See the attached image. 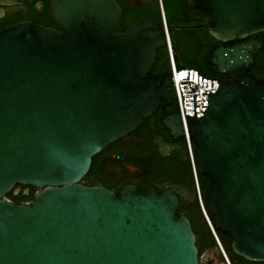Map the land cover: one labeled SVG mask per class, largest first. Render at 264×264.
<instances>
[{"label": "water", "instance_id": "1", "mask_svg": "<svg viewBox=\"0 0 264 264\" xmlns=\"http://www.w3.org/2000/svg\"><path fill=\"white\" fill-rule=\"evenodd\" d=\"M189 2L217 39L206 61L225 74L203 115L185 116L211 180L202 211L235 254L264 261V78L250 71L263 38L249 37L264 30V0ZM48 14L59 28L22 20L0 29V264H199L173 190L80 182L94 153L158 107L161 74L150 70L163 25L118 30L116 0H50ZM191 24L167 21L170 43L172 26ZM162 121L184 136L179 109ZM16 182L40 189L16 203L4 198Z\"/></svg>", "mask_w": 264, "mask_h": 264}, {"label": "flooded vegetation", "instance_id": "2", "mask_svg": "<svg viewBox=\"0 0 264 264\" xmlns=\"http://www.w3.org/2000/svg\"><path fill=\"white\" fill-rule=\"evenodd\" d=\"M116 1L121 9L118 30H124L129 24L136 20L155 19L159 21V14L161 15L163 11L165 15L168 5L177 6V9L175 8L174 10V12L177 13L174 16L175 18L166 19L167 21L192 23L191 25H187V27H194L195 24V27L200 25V23L196 21V15H198L200 8L193 6L189 0ZM49 2L50 0H18L0 3V29L22 20H33L44 25L59 28L49 17ZM185 2L186 4L188 2V4L184 8L181 4ZM179 13L190 16L192 19L176 17ZM199 27L201 28V26ZM200 28H196L197 30L194 31L191 39H197L199 44L207 43V37L205 36L203 27ZM263 35L264 30H261L249 35V37L263 38ZM211 40H214L212 43L213 46L217 42V39L213 37ZM235 40L238 39H233V41ZM233 41H227V43H233ZM263 42L264 38L262 39V43ZM262 45L263 44H261L260 48ZM210 64L215 67L213 63L210 62ZM159 66H164V61H160L157 58V61L151 66L150 70V76L153 79L159 78L157 74H161V100L156 110L149 116L142 118L137 127L132 131L114 139L98 152L94 153L91 157L90 166L87 172L81 177L80 182L86 185H102L116 193L127 185H134L142 191L147 188H156L158 191L171 189L179 198V208L181 197L183 196L182 191H187L186 186L188 180L187 172L182 166L184 160L182 152L183 147L181 144L182 136L170 138V130L162 121L164 115L175 112H165L167 107L174 104L172 103L174 102V90L172 82H170L169 86L164 85V79L168 77V73L167 70ZM188 66L197 68L195 65ZM216 76H225V74L217 72ZM255 76L258 77L257 75ZM165 99H169L170 103L165 102ZM160 115L161 117L159 119ZM175 167H177L176 170ZM27 185L28 184H24V186L16 185L13 187V192L25 193L29 191V186ZM39 189L40 187H38V190ZM4 198L12 201L5 195ZM21 203H29V201ZM210 249H214L215 255L206 257L204 253ZM216 255L218 256V253L215 248H204L201 250L198 258L201 262L222 264V260H219V256L216 257Z\"/></svg>", "mask_w": 264, "mask_h": 264}, {"label": "trees", "instance_id": "3", "mask_svg": "<svg viewBox=\"0 0 264 264\" xmlns=\"http://www.w3.org/2000/svg\"><path fill=\"white\" fill-rule=\"evenodd\" d=\"M188 4V2H187ZM186 2L181 5L185 8ZM170 6V5H168ZM166 8L165 17L167 20L171 18H175L177 12H174L177 6L171 5ZM180 6V7H182ZM174 9H173V8ZM202 10L199 9L198 15H196L197 27H187V26H176L171 27V35H172V50L176 54L179 63L185 65H195L197 68L206 74L216 75L217 72L214 70L215 67L210 64V62L206 61L207 56L209 55L210 49L212 47V43L214 40H211L213 36L209 33L207 28L204 25V20L202 17ZM176 17H183L184 19H192L190 16L178 14ZM186 17V18H185ZM194 19V18H193ZM159 22H161V15L159 14ZM203 27V31L205 36L207 37V43L199 44L197 39H191L194 31ZM197 28V29H196ZM200 28V29H201ZM176 34V37H175ZM194 38V37H193ZM196 38V37H195ZM264 38V35H263ZM233 40H229L232 42ZM256 51V54L253 53L254 63L251 65L250 71L253 75H257L258 77L264 78V42L262 47ZM157 58L161 61H164V66H159L167 70V73L170 72L169 65V55L166 45L161 46L157 49ZM174 103L177 105V100L174 94ZM178 108L173 104L166 108L165 112L177 111ZM161 115L159 116L160 119ZM172 138V135H169ZM192 147H194V141L191 139ZM181 144L183 147V168L187 172V190L190 193L188 197H181V202L179 208L176 210L177 214H185L191 223V227L195 233V244L198 249V255H200L201 250L204 248H218L216 239L213 234V230L208 224L207 220L202 211V207L200 205L198 193H197V184L200 193V197L203 203L204 195L207 192L210 186V178L208 175L202 173L197 165L196 157L194 154V166H195V174L192 169L191 161L189 158V154L187 151V146L184 137L181 138ZM177 167H175L176 170ZM20 185L24 186L22 183L16 182L14 186ZM29 186V191L23 192H13V188L5 193L6 197H9L13 202L21 203L24 201L31 202L35 193L38 190V187L33 185ZM217 234L219 240L221 241L225 252L228 255V258L231 264H264V261H251L247 260L244 257L235 254L230 247V235L227 232H223L220 229H214ZM222 261H224L222 255L220 254ZM199 264H210V262H201L199 260Z\"/></svg>", "mask_w": 264, "mask_h": 264}, {"label": "built area", "instance_id": "4", "mask_svg": "<svg viewBox=\"0 0 264 264\" xmlns=\"http://www.w3.org/2000/svg\"><path fill=\"white\" fill-rule=\"evenodd\" d=\"M161 24L164 27V33L166 35L165 45L167 47L168 55H169L170 77H171L174 94L177 100V107L179 109L180 117L182 121V126L184 131L183 137L186 142L187 151L191 161L192 169L195 174L194 151L191 142L192 138L188 134V128H187L185 116L203 115L201 111L206 108V94L216 89L218 85V81H217L218 76L205 74L192 66H188V65L178 66L174 62V58H173L174 52L172 50V44L170 43L168 37L167 20L165 18L163 11L161 12ZM196 187H197V193H198L200 205L203 208V203L200 197L198 184ZM212 230L218 245L219 252L223 257L224 262H226V264H231L221 241L219 240L213 228Z\"/></svg>", "mask_w": 264, "mask_h": 264}, {"label": "rangeland", "instance_id": "5", "mask_svg": "<svg viewBox=\"0 0 264 264\" xmlns=\"http://www.w3.org/2000/svg\"><path fill=\"white\" fill-rule=\"evenodd\" d=\"M182 195L184 196V197H188V196H190V193H189V191L187 190H184V191H182ZM216 249V251H217V253H218V256L216 255V257H218L219 258V260L221 259V256H220V252H219V249L218 248H215ZM205 256L207 257V256H214L215 254H214V249H210V250H208V251H206L205 253ZM222 260V259H221ZM222 264H226V262H224V261H222Z\"/></svg>", "mask_w": 264, "mask_h": 264}]
</instances>
